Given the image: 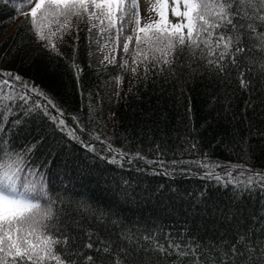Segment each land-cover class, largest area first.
<instances>
[{
	"label": "snow or ice",
	"instance_id": "6c2138e0",
	"mask_svg": "<svg viewBox=\"0 0 264 264\" xmlns=\"http://www.w3.org/2000/svg\"><path fill=\"white\" fill-rule=\"evenodd\" d=\"M156 2L159 18L141 26L136 0L132 10L125 0H35L22 13L34 51L21 45L20 64L26 65L37 51L49 60L63 58L83 96L87 85L76 43L80 29L73 35L71 24L77 17L86 24L89 40L97 26L93 21L100 22L99 32L107 31L109 39L114 29L116 47L125 26L134 24L135 50L130 54L132 34L122 44L131 63L122 58L118 64L131 73L130 91L149 74L162 76L165 83L182 82L185 69L191 76L201 65L222 84L233 69L242 89L253 91L254 80L264 84V0H172L175 20L168 17V0ZM0 6L6 14L13 0H0ZM104 59L117 63L114 55ZM67 103L55 84L0 70V264H169L173 255L171 264H185V258L187 264H264V123H254L245 112L243 128L229 120V127H218L209 142L202 133L212 126L210 118L197 128L188 107L173 145L156 142L145 152L139 144L116 147L104 137L91 103L86 117L79 108L70 111ZM248 107L251 101H245ZM223 119L228 120L227 114ZM116 165L165 175L173 183L177 178L206 183L183 196L171 185L133 187L111 175ZM97 190L110 191L114 199L102 201ZM165 193L187 198L191 210L185 212L200 215L201 222L193 228L185 218L175 233L157 227L141 232L120 207Z\"/></svg>",
	"mask_w": 264,
	"mask_h": 264
},
{
	"label": "trees",
	"instance_id": "16d2710c",
	"mask_svg": "<svg viewBox=\"0 0 264 264\" xmlns=\"http://www.w3.org/2000/svg\"><path fill=\"white\" fill-rule=\"evenodd\" d=\"M21 3L24 4V7H20ZM13 4L14 6L10 7L6 14L3 7L0 6V70H16L22 75L33 77L37 83L55 84L61 90L62 99L68 101L66 107L70 111L79 108L85 117L88 105L91 103L97 130L102 131L104 137L111 138V142L116 147H122L127 142L133 149L139 144L147 152V149L154 147L156 142H160L162 147L165 140L169 145H173L176 133L183 130L182 120L188 107L191 108V115L194 117L197 128L205 118H210L212 126L207 127L202 133L209 142L216 134L218 127H229V120L237 127L243 128L241 118L245 112L248 119L253 120L254 123H264V84L259 80H254L251 85L253 91L242 89L239 75L235 69L232 70L230 79L225 80L223 84L214 75H210L203 65L197 68L191 76L187 75L188 70L185 69L182 82L170 79L165 83L162 76L156 77L149 74L147 80L141 79L139 82L133 83L130 91V72L122 70L118 64L105 65L101 68L91 65L89 32L84 22L73 17L71 20L72 34H76L77 27L80 29L79 41L76 42L78 44L77 63L84 69L82 78L87 85L84 95L81 96L75 89V79L70 62L66 63L63 58L49 60L43 52L37 51L26 65L21 66L20 46L23 45V48L28 52L34 51V45L31 43L32 35L27 30L26 18L21 13L22 8L29 4H27V0H13ZM66 47L70 55V46ZM135 47L134 41L130 44V54L135 50ZM13 49L16 51L13 52ZM130 54L125 56L129 59V63H131ZM184 62L186 63V61ZM117 77H122V79L118 80ZM244 79H248L247 72ZM109 82L118 85L119 96L116 93L112 116L105 124L100 115L98 92ZM89 91L91 97L88 95ZM182 92L183 94H181ZM245 101H251L252 107L245 108ZM254 110L255 116L253 115ZM225 114H227L228 120L223 119ZM233 115L236 117L235 120H232ZM33 134H35L34 129ZM125 137L127 141H125ZM252 142L258 144L259 138L253 135ZM211 155L215 157L216 153L212 152ZM149 158L154 157L149 154ZM168 158H172L171 153ZM232 159L235 160V157ZM253 166L260 167L259 158ZM112 167L115 168V171L111 173L112 176L117 180L123 177L130 181L133 187L139 184L140 188L155 189L157 185H171V187L179 189L181 196L185 192L195 193L206 183L192 178H177L173 183L165 175H153L150 172L131 170L127 166L123 170L118 165ZM141 167H145V165L141 163ZM95 195L104 202L114 199L110 191L97 190ZM173 195L165 193L163 197L141 201L139 205L121 203L120 207L123 214L130 221L136 223L141 232L145 227H157L163 228L165 233L169 231L175 233L180 229L185 218L195 228L201 222V216H188L185 209L191 210L190 202L187 198L174 199ZM209 195L215 197V191L210 189ZM197 209H199V205H197ZM161 242L165 243L163 239ZM175 259V255L169 257V264ZM185 264H187V258H185Z\"/></svg>",
	"mask_w": 264,
	"mask_h": 264
},
{
	"label": "rangeland",
	"instance_id": "374dc122",
	"mask_svg": "<svg viewBox=\"0 0 264 264\" xmlns=\"http://www.w3.org/2000/svg\"><path fill=\"white\" fill-rule=\"evenodd\" d=\"M137 7L135 9L136 12H138L140 19H141V26L145 22L154 21L158 19V14L156 11L157 8V2L156 0H136ZM35 0H33L32 5H27L26 9L22 10V13L25 11H30V8L34 6ZM172 0H168L169 8L167 10L168 17L170 20H175L178 18H175L171 14L170 6H171ZM182 4V0H181ZM125 6L132 10V0H125ZM182 10V8H181ZM94 24H96V27H92L91 29V37H90V43H91V55H92V65L93 67H102L105 65H111L114 63H109L108 60H105V56H115V59L117 61L116 64H119L122 62V58L125 56L124 52L122 51V44L124 41V38L128 34L133 35V43L135 41V33L132 31L134 28V24H128L125 26L124 34L120 36V45L119 47H116L115 43H112V41L115 39V30H112V39H109V33L106 31L104 33L99 32V21H93ZM105 28H107V21L104 22ZM130 43V44H131ZM118 90V85L114 82H109L106 87H101L99 89L98 95H99V102H100V115L103 120V122L106 124L107 121L112 116V110L115 105L116 100V93Z\"/></svg>",
	"mask_w": 264,
	"mask_h": 264
}]
</instances>
